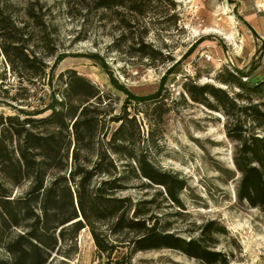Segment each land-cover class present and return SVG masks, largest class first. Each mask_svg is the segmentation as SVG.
<instances>
[{"label": "trees", "instance_id": "obj_1", "mask_svg": "<svg viewBox=\"0 0 264 264\" xmlns=\"http://www.w3.org/2000/svg\"><path fill=\"white\" fill-rule=\"evenodd\" d=\"M66 3L78 14L84 10L85 16L99 12L102 19L106 14L113 18L121 32L108 51L128 59L174 60L146 37L152 30L177 26L176 0ZM47 28L37 1L0 0V107L11 110L0 111V264H49L58 255L72 259L85 228L94 238L100 264L104 258L106 264H131L139 251L160 247L182 250L205 264H230L226 253L210 249L213 233L225 232L215 221L204 225L198 239L185 240L159 224L150 207L154 200L119 195L132 187V180L143 178L163 186L166 199L181 205L178 192L184 181L160 171L150 156L157 147L154 125L170 110L164 103L165 84L196 45L148 95L133 93L104 58L90 55L101 60L111 84L126 95L117 112L113 94L90 78L75 69L55 74L66 53L56 55ZM50 56H55L53 65ZM257 69L225 66L214 77L216 83L188 78L180 97L225 118L226 136L235 143L237 198L264 209V71ZM46 86L49 103L40 98ZM140 105H152V139L144 137ZM121 248L126 251L114 257Z\"/></svg>", "mask_w": 264, "mask_h": 264}, {"label": "rangeland", "instance_id": "obj_2", "mask_svg": "<svg viewBox=\"0 0 264 264\" xmlns=\"http://www.w3.org/2000/svg\"><path fill=\"white\" fill-rule=\"evenodd\" d=\"M19 1L24 4L30 0ZM34 1L42 6L56 55L66 53L57 64L55 74L75 69L90 78L113 94L117 112L126 95L111 84L101 60L90 55L104 58L118 81L133 93L148 95L158 89L166 70L196 45L165 84L164 103L170 110L162 122L154 125L153 139L157 147L150 156L160 171L184 181L185 188L178 192L181 205L166 199L163 186L149 185L143 178L132 180V187L119 195L154 200L150 207L159 224L185 240L198 239L204 225L215 221L225 232L213 233L210 249L226 253L230 264H264V209L237 198L239 174L235 173L233 163L235 143L226 136L225 118L180 97L182 84L188 78L198 84L216 83L214 77L225 66L247 71L258 67L256 71H264V0H176L180 18L177 26L170 30H152L146 37L164 53H171L174 60L166 62L128 59L118 51H108L121 32L109 14L107 19H102L99 12L85 16L86 11L81 10L78 14L66 0ZM47 61L53 65L55 56L48 57ZM49 93L48 86L40 93L46 103L50 102ZM138 107L143 111L139 116L145 126L144 137L152 139L149 134L150 122L154 119L152 105ZM0 111L11 112L8 107H0ZM77 241L78 251L72 259L58 255L49 264H62L63 259L67 260L66 264H100L89 228L82 229ZM125 251V248L119 249L114 257ZM105 261L104 258L101 264H106ZM131 264L205 263L182 250L160 247L139 251Z\"/></svg>", "mask_w": 264, "mask_h": 264}]
</instances>
